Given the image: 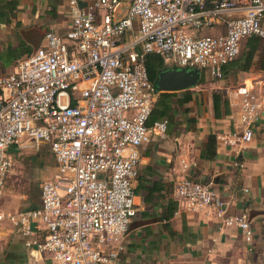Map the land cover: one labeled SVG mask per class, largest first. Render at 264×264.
Returning a JSON list of instances; mask_svg holds the SVG:
<instances>
[{
  "label": "built area",
  "instance_id": "2783aa9c",
  "mask_svg": "<svg viewBox=\"0 0 264 264\" xmlns=\"http://www.w3.org/2000/svg\"><path fill=\"white\" fill-rule=\"evenodd\" d=\"M64 36L0 75V195L9 149L43 145L53 174L39 185L35 207L1 212L30 257L50 264H116L135 216L132 186L139 150L166 137L167 121L147 124L154 88L143 65L155 54L167 68L212 79L238 56L243 40L264 41V0H67ZM214 34L202 35L201 31ZM238 110L236 138L252 140L264 110L261 81L223 87ZM32 145V146H29ZM182 171L190 166L179 161ZM183 212L204 214L251 240L245 214L228 215L212 184L185 177L174 187Z\"/></svg>",
  "mask_w": 264,
  "mask_h": 264
},
{
  "label": "crops",
  "instance_id": "0c3cea01",
  "mask_svg": "<svg viewBox=\"0 0 264 264\" xmlns=\"http://www.w3.org/2000/svg\"><path fill=\"white\" fill-rule=\"evenodd\" d=\"M68 24L67 0H0V75L12 73L20 59L43 47L45 33L63 37ZM197 88L173 92L163 118L165 139L139 150L132 186L136 213L116 264H264V110L252 140L230 145L225 142L236 138L237 108L227 106L226 116L214 118L208 92L217 88ZM186 91L191 100L180 103ZM19 151L10 148L9 155ZM179 161L190 166L182 171ZM182 177L210 182L228 215L245 214L250 242L236 228H220L211 216L183 212L174 196ZM28 208L33 207L22 210ZM0 264L50 262L30 257L19 235L0 224Z\"/></svg>",
  "mask_w": 264,
  "mask_h": 264
},
{
  "label": "rangeland",
  "instance_id": "374dc122",
  "mask_svg": "<svg viewBox=\"0 0 264 264\" xmlns=\"http://www.w3.org/2000/svg\"><path fill=\"white\" fill-rule=\"evenodd\" d=\"M201 34L211 35L214 32L203 30ZM243 43L239 55L243 50ZM256 59L257 57L253 59V66L247 72L228 70L220 80H214L207 73L202 72L203 82L195 87H198L199 91L217 88L214 91L223 94V87L235 85L243 79H250L253 82L261 81L262 88H264V75H262L264 73L256 69ZM212 92L209 91L208 93ZM10 156L12 165L5 176V184L0 195L1 212H15L25 207L36 206L39 185L52 176L54 168L51 155L47 147L43 145L36 148H25L15 154H10Z\"/></svg>",
  "mask_w": 264,
  "mask_h": 264
},
{
  "label": "trees",
  "instance_id": "16d2710c",
  "mask_svg": "<svg viewBox=\"0 0 264 264\" xmlns=\"http://www.w3.org/2000/svg\"><path fill=\"white\" fill-rule=\"evenodd\" d=\"M243 42H242L243 43L242 52L240 53V55L238 54V56L234 59V61H232L229 65H227L223 69V75L228 70L247 72L250 69V67L253 66V59L255 57H257L255 63L256 69L259 72L264 73V41L250 37L243 40ZM143 65L147 79L149 83L154 87V79L156 77V74L159 71L166 69L167 67H165L162 64L161 58L155 54L145 55L143 60ZM202 82H203V78L201 76L197 85L202 84ZM185 93L180 103H186L189 100H191V97L189 94H187V91ZM174 94L175 93H157V98L154 104L152 105L150 117L154 116L155 121L163 119L167 114L170 103L172 104L171 99L174 97ZM210 100H211V108L214 118H220L228 114L227 102L225 101L223 95L219 91H213L212 93H210ZM152 122H147V124L150 125ZM212 142H213V138L211 137L208 138L207 144H211Z\"/></svg>",
  "mask_w": 264,
  "mask_h": 264
},
{
  "label": "water",
  "instance_id": "95a60500",
  "mask_svg": "<svg viewBox=\"0 0 264 264\" xmlns=\"http://www.w3.org/2000/svg\"><path fill=\"white\" fill-rule=\"evenodd\" d=\"M201 78L197 70L166 68L159 71L154 79V93H173L195 87Z\"/></svg>",
  "mask_w": 264,
  "mask_h": 264
}]
</instances>
